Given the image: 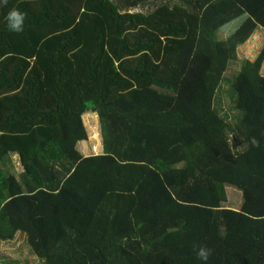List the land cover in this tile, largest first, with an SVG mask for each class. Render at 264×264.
<instances>
[{
  "label": "trees",
  "instance_id": "1",
  "mask_svg": "<svg viewBox=\"0 0 264 264\" xmlns=\"http://www.w3.org/2000/svg\"><path fill=\"white\" fill-rule=\"evenodd\" d=\"M259 28L264 0H0V242L41 264H264V45L224 76Z\"/></svg>",
  "mask_w": 264,
  "mask_h": 264
},
{
  "label": "rangeland",
  "instance_id": "2",
  "mask_svg": "<svg viewBox=\"0 0 264 264\" xmlns=\"http://www.w3.org/2000/svg\"><path fill=\"white\" fill-rule=\"evenodd\" d=\"M146 12V9L143 10ZM240 20L238 19L228 26L222 28L218 33L217 37L219 40L226 39L229 35H231L239 26ZM264 45V29H257L243 44L238 46L237 49V58L235 61L230 62L228 68L225 72V79H232L237 72L239 71L243 60L252 61L262 46ZM261 74L264 75V63L261 67ZM224 83L222 84V86ZM221 105L224 112L227 111V106L229 105V96L227 94V90L223 87L221 91ZM220 95V94H219ZM229 115H232L229 112ZM83 122L88 131L89 138L85 141L87 147H89V153L85 156L97 155L101 152L99 144V134H98V125L97 118L92 114H88L84 116ZM98 135L95 139H92V136ZM91 147H94L96 150L93 151ZM84 156V155H83ZM12 160L14 161L15 167L17 171L20 172L21 167L19 166V160L16 155L12 156ZM226 202L224 203L225 207L230 209H237L241 205V194L234 190L227 188L226 189ZM0 264H41V261L36 258V256L31 252L29 247L26 244L25 236L17 233L13 240L0 242Z\"/></svg>",
  "mask_w": 264,
  "mask_h": 264
},
{
  "label": "clouds",
  "instance_id": "3",
  "mask_svg": "<svg viewBox=\"0 0 264 264\" xmlns=\"http://www.w3.org/2000/svg\"><path fill=\"white\" fill-rule=\"evenodd\" d=\"M6 2H7V0H5V3ZM6 20H7V26L10 30H13V31H21L22 30L24 16L19 11H17V10L10 11L6 17ZM256 143L257 142L255 140H253V144H256ZM209 255H210V250H207L203 247H201L197 251V256L202 261L206 262L208 260Z\"/></svg>",
  "mask_w": 264,
  "mask_h": 264
},
{
  "label": "crops",
  "instance_id": "4",
  "mask_svg": "<svg viewBox=\"0 0 264 264\" xmlns=\"http://www.w3.org/2000/svg\"><path fill=\"white\" fill-rule=\"evenodd\" d=\"M76 149L80 152V154L84 156L91 151V150L89 151V147H87V145L85 144V141L78 142L76 144Z\"/></svg>",
  "mask_w": 264,
  "mask_h": 264
},
{
  "label": "built area",
  "instance_id": "5",
  "mask_svg": "<svg viewBox=\"0 0 264 264\" xmlns=\"http://www.w3.org/2000/svg\"><path fill=\"white\" fill-rule=\"evenodd\" d=\"M93 151H95L96 149L94 147H91Z\"/></svg>",
  "mask_w": 264,
  "mask_h": 264
}]
</instances>
